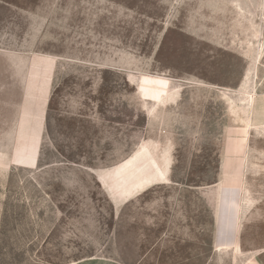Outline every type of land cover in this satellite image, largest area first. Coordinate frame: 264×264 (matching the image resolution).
I'll list each match as a JSON object with an SVG mask.
<instances>
[{
	"label": "rangeland",
	"instance_id": "1",
	"mask_svg": "<svg viewBox=\"0 0 264 264\" xmlns=\"http://www.w3.org/2000/svg\"><path fill=\"white\" fill-rule=\"evenodd\" d=\"M264 264V0H0V264Z\"/></svg>",
	"mask_w": 264,
	"mask_h": 264
},
{
	"label": "crops",
	"instance_id": "2",
	"mask_svg": "<svg viewBox=\"0 0 264 264\" xmlns=\"http://www.w3.org/2000/svg\"><path fill=\"white\" fill-rule=\"evenodd\" d=\"M73 264H125V263L111 257L96 256L93 258L75 262Z\"/></svg>",
	"mask_w": 264,
	"mask_h": 264
}]
</instances>
